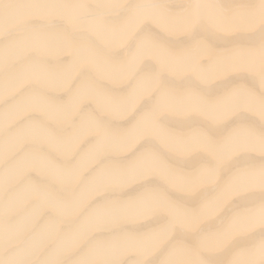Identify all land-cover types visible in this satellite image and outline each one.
Here are the masks:
<instances>
[{"label": "bare ground", "instance_id": "bare-ground-1", "mask_svg": "<svg viewBox=\"0 0 264 264\" xmlns=\"http://www.w3.org/2000/svg\"><path fill=\"white\" fill-rule=\"evenodd\" d=\"M0 264H264V0H0Z\"/></svg>", "mask_w": 264, "mask_h": 264}]
</instances>
